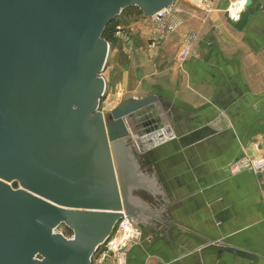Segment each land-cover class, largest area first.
Returning <instances> with one entry per match:
<instances>
[{
  "label": "water",
  "instance_id": "1",
  "mask_svg": "<svg viewBox=\"0 0 264 264\" xmlns=\"http://www.w3.org/2000/svg\"><path fill=\"white\" fill-rule=\"evenodd\" d=\"M174 2L0 0V264H91L136 220L131 190L146 187L131 138L158 98L99 112L102 35L125 9L151 18Z\"/></svg>",
  "mask_w": 264,
  "mask_h": 264
},
{
  "label": "crops",
  "instance_id": "2",
  "mask_svg": "<svg viewBox=\"0 0 264 264\" xmlns=\"http://www.w3.org/2000/svg\"><path fill=\"white\" fill-rule=\"evenodd\" d=\"M246 2L175 0L179 31L152 40L146 93L131 98L158 102L133 127L146 189L131 190L139 236L125 264H264V175L232 169L264 157V0Z\"/></svg>",
  "mask_w": 264,
  "mask_h": 264
},
{
  "label": "rangeland",
  "instance_id": "3",
  "mask_svg": "<svg viewBox=\"0 0 264 264\" xmlns=\"http://www.w3.org/2000/svg\"><path fill=\"white\" fill-rule=\"evenodd\" d=\"M227 10L233 19L241 12L238 11L237 2L231 4ZM172 18H174L173 21ZM177 18L174 9H170L168 15L154 23L153 20L145 17L139 9L128 8L108 24L109 27L102 35L109 46V53L103 71L99 75L105 81V92L100 100L99 112L108 113L124 101L146 93L143 92L141 85V76L143 75L144 79V71L141 73L140 66L143 65L142 67L145 69L146 58L150 55L146 54L157 49L158 44L152 42L155 36L159 41L168 37L169 34L175 35L179 31L181 25L177 30H174L181 23ZM192 37V34L184 35L182 38H185V41H182V45L188 46ZM182 49L183 47L175 55V60L178 63H181L177 56ZM155 149L147 152L151 162L154 160L153 151H156ZM134 223L125 217L117 222L109 238L98 247L92 256L91 264H125L124 261H120L121 254L125 253L129 244L136 241L139 236ZM53 231L65 239H72L74 236L65 225H61Z\"/></svg>",
  "mask_w": 264,
  "mask_h": 264
},
{
  "label": "built area",
  "instance_id": "4",
  "mask_svg": "<svg viewBox=\"0 0 264 264\" xmlns=\"http://www.w3.org/2000/svg\"><path fill=\"white\" fill-rule=\"evenodd\" d=\"M170 8L164 9L158 12L156 15L152 16L151 19L153 21H159L162 17L168 15ZM190 55L189 46H183L181 53L178 56V61H185ZM233 170H246V171H254L257 174L264 175V157H260L257 159H239L234 165H232Z\"/></svg>",
  "mask_w": 264,
  "mask_h": 264
},
{
  "label": "trees",
  "instance_id": "5",
  "mask_svg": "<svg viewBox=\"0 0 264 264\" xmlns=\"http://www.w3.org/2000/svg\"><path fill=\"white\" fill-rule=\"evenodd\" d=\"M107 27H109V25H108ZM107 27H106V29H107ZM106 29H105V30H106Z\"/></svg>",
  "mask_w": 264,
  "mask_h": 264
},
{
  "label": "bare ground",
  "instance_id": "6",
  "mask_svg": "<svg viewBox=\"0 0 264 264\" xmlns=\"http://www.w3.org/2000/svg\"><path fill=\"white\" fill-rule=\"evenodd\" d=\"M53 233H54V231H53Z\"/></svg>",
  "mask_w": 264,
  "mask_h": 264
}]
</instances>
